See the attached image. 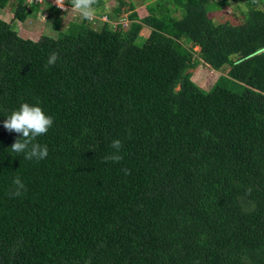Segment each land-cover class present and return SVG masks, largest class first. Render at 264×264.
Masks as SVG:
<instances>
[{
	"label": "trees",
	"instance_id": "obj_1",
	"mask_svg": "<svg viewBox=\"0 0 264 264\" xmlns=\"http://www.w3.org/2000/svg\"><path fill=\"white\" fill-rule=\"evenodd\" d=\"M11 2L20 23L42 7ZM45 5L56 35L38 41L0 18V264H264V53L236 63L264 48V12L234 26L209 15L219 0H156L127 27L62 31ZM185 43L223 73L211 90ZM25 102L53 119L39 161L3 126Z\"/></svg>",
	"mask_w": 264,
	"mask_h": 264
},
{
	"label": "rangeland",
	"instance_id": "obj_2",
	"mask_svg": "<svg viewBox=\"0 0 264 264\" xmlns=\"http://www.w3.org/2000/svg\"><path fill=\"white\" fill-rule=\"evenodd\" d=\"M98 4H94L96 16H103V14L114 13L115 10H120L119 14L113 19L110 18V23L112 26H118L122 23L128 24L127 16L132 13L137 12L140 17L147 15L148 5L152 1L156 0H98ZM222 5L219 9L209 11L212 20L216 24L229 23L234 26H241L244 24L247 15L252 10H260L264 12V0H219ZM16 7V2H11L8 7L4 10H0V18L5 20L9 24V30L15 35L16 38L20 37L22 39H30L32 41H38L42 35L55 36L56 31L52 29L54 24L53 18L50 19L47 12V5L41 7V11L36 15L28 19L26 23H20L14 19V10ZM63 11V10H62ZM33 12V11H32ZM129 18V17H128ZM107 19H102V22L98 19H94L89 22V25L93 28L100 29L103 22ZM72 22L81 23L83 18L76 12L69 11L62 13L61 29L66 31ZM130 24V22H129ZM141 34L145 37L149 35V29L144 27ZM185 46L189 49L190 54L193 57L192 63L188 65L185 74H191L192 80L197 86L205 91L211 90L216 84L222 72L215 71L209 65H206L200 58V47L186 44ZM179 89V85L176 90Z\"/></svg>",
	"mask_w": 264,
	"mask_h": 264
},
{
	"label": "clouds",
	"instance_id": "obj_3",
	"mask_svg": "<svg viewBox=\"0 0 264 264\" xmlns=\"http://www.w3.org/2000/svg\"><path fill=\"white\" fill-rule=\"evenodd\" d=\"M67 3L71 4V6H69ZM95 3L96 0H67V2L65 0H55V4L58 8H60V10L62 9L63 11L67 12L69 11V8H71V11L78 13L83 19L87 21L98 19L102 22V19L106 18L107 21L103 23L109 22L110 19L107 14H103V16L95 15V9L93 8ZM128 17L129 16L124 19H127V22ZM121 25L127 27L129 26V22L128 24L122 23ZM58 58V53L52 52L48 57L46 67L48 65H55ZM52 125V117L45 114L43 109L38 104L30 105L27 102L22 103L18 109L13 110L3 121L4 128L9 132L22 134L20 138H17L12 144L10 148L12 152L18 154L23 153L24 159H35L37 161L45 159L48 156V148L46 145L34 143L33 141L36 137L46 134ZM110 147L114 149L115 152L105 156L104 161L118 163L122 159V156L119 155V151L122 147L121 141L119 139L113 140ZM122 171H124L126 175L129 174L128 169H123ZM13 184L15 187L10 191L9 195L11 197H18L25 190V185L18 176L14 179Z\"/></svg>",
	"mask_w": 264,
	"mask_h": 264
},
{
	"label": "built area",
	"instance_id": "obj_4",
	"mask_svg": "<svg viewBox=\"0 0 264 264\" xmlns=\"http://www.w3.org/2000/svg\"><path fill=\"white\" fill-rule=\"evenodd\" d=\"M26 3L29 4V5H43L45 3H47V4L49 3V4H52L53 6L57 7L56 4H55V0H26ZM65 7L67 8L66 5H65Z\"/></svg>",
	"mask_w": 264,
	"mask_h": 264
},
{
	"label": "water",
	"instance_id": "obj_5",
	"mask_svg": "<svg viewBox=\"0 0 264 264\" xmlns=\"http://www.w3.org/2000/svg\"><path fill=\"white\" fill-rule=\"evenodd\" d=\"M261 53H264V48L259 49L258 51H256V52H254V53L248 55L247 57H245L244 59H241V60L237 61L236 63H237V64H238V63H241V62H243L244 60H248V59H250V58H253L254 56L259 55V54H261Z\"/></svg>",
	"mask_w": 264,
	"mask_h": 264
}]
</instances>
